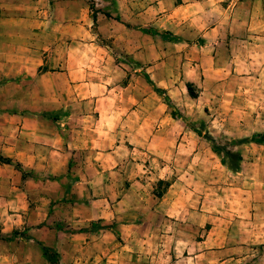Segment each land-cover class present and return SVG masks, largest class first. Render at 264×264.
Wrapping results in <instances>:
<instances>
[{
	"label": "crops",
	"instance_id": "1",
	"mask_svg": "<svg viewBox=\"0 0 264 264\" xmlns=\"http://www.w3.org/2000/svg\"><path fill=\"white\" fill-rule=\"evenodd\" d=\"M120 3L116 22L87 0H0V235L27 231L0 241L6 264H264V167L227 189L210 152L183 145L176 166L186 135L155 92L223 70L256 82L262 0Z\"/></svg>",
	"mask_w": 264,
	"mask_h": 264
},
{
	"label": "rangeland",
	"instance_id": "2",
	"mask_svg": "<svg viewBox=\"0 0 264 264\" xmlns=\"http://www.w3.org/2000/svg\"><path fill=\"white\" fill-rule=\"evenodd\" d=\"M139 1L129 0V5H136ZM262 2L264 5V0ZM87 5L90 11L93 12L94 21H96L94 13L102 11L107 7L113 8L114 14L111 15L113 20L116 22L121 21L120 16L117 14L121 11L120 0H87ZM215 14L217 15L218 12ZM107 17H109V14H107ZM133 28L142 33H145V28H149L154 33V30L149 26L134 25ZM156 33L160 36V34L167 32L161 31ZM180 39V36L175 35L172 36V40L168 41L177 42ZM195 39L199 38H194L193 41ZM101 41L102 44L106 43L105 40ZM136 42L131 37L130 47L135 46ZM113 47L115 58L124 61L120 49L116 45ZM221 60L223 61L224 59ZM126 63L128 70L136 68L135 63L130 61ZM146 79L148 83L152 84L147 76ZM203 80L202 87L185 82L183 91L176 92L172 96L167 95L161 89H159L162 91L160 94L155 91L162 98L166 110L165 113H168L172 119L179 122L178 126H182L184 130L183 135H186L183 143L175 144L174 150H180L178 158L175 160L176 166L183 167L190 164V158H187L186 155H180L184 151L182 148L185 145L187 149L206 151L210 152L212 156H217L218 165H220L219 172L225 173V185L227 189L232 186V183L238 181L233 179V176L235 173H240L241 170L243 171V176L252 178L251 181L261 177V173L263 172L261 168L264 167V143H242L236 145L234 141L249 138L253 134L264 133V73H261L257 81L252 84L244 80L243 76H239L228 70H223L219 76L213 73L208 75L205 84H203ZM179 82L184 81L180 79ZM251 117L255 121L253 124H250ZM240 122H242V126ZM192 128L197 132H194ZM180 140L182 139L180 138ZM212 144L221 149L220 156L212 151ZM143 155L145 156L144 163H146L147 167L151 168L153 166L152 157L145 150ZM6 160L9 159H3L2 162L7 163ZM9 161L7 164L12 165L16 170L20 171L19 164L13 163L11 160ZM200 161L209 163L210 159L204 155V159H198V162ZM163 162L166 164L170 163L164 160ZM245 170L246 173H244ZM22 177L24 179L27 176L22 173ZM175 179L176 176L168 170L165 177L157 182L158 189L164 192ZM5 209V207H0V217L6 216ZM26 232L25 229L13 230L10 236L0 235V241L13 240L16 237L24 236ZM16 246L13 244L12 248ZM7 252L8 244L0 243V264L7 263Z\"/></svg>",
	"mask_w": 264,
	"mask_h": 264
},
{
	"label": "trees",
	"instance_id": "3",
	"mask_svg": "<svg viewBox=\"0 0 264 264\" xmlns=\"http://www.w3.org/2000/svg\"><path fill=\"white\" fill-rule=\"evenodd\" d=\"M146 33H151L149 30H144ZM161 38L162 39H165V40H172V36L171 34H168V33H163V34H160ZM155 91L160 94L162 91H160L159 89H155ZM192 130L194 132H197L196 130H194L192 128ZM242 143H256V144H262L264 143V133L262 134H253L251 135L249 138H245V139H242V140H237V141H234V144L238 145V144H242ZM211 149L212 151L217 154L218 156L221 155V149H219L217 146H215L214 144H212L211 146ZM7 163H9L10 161L9 160H6Z\"/></svg>",
	"mask_w": 264,
	"mask_h": 264
}]
</instances>
